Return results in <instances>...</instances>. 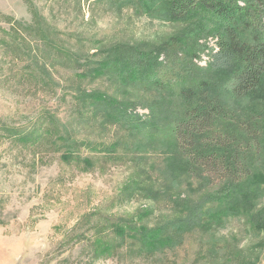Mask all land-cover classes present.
Wrapping results in <instances>:
<instances>
[{"label": "rangeland", "instance_id": "374dc122", "mask_svg": "<svg viewBox=\"0 0 264 264\" xmlns=\"http://www.w3.org/2000/svg\"><path fill=\"white\" fill-rule=\"evenodd\" d=\"M149 15L138 0H0V264H264V193L225 212L208 201L222 187L174 173L168 139L109 123L80 102L78 87L99 90L148 119L162 96L125 87L113 72L81 80L66 49L93 64L120 47L168 49L181 37L199 68L220 67L209 22ZM251 102L241 107L264 109V100ZM66 131L77 144L70 160ZM198 204L223 210L221 220L163 253L111 229L169 225ZM100 239L111 251L98 248Z\"/></svg>", "mask_w": 264, "mask_h": 264}, {"label": "trees", "instance_id": "16d2710c", "mask_svg": "<svg viewBox=\"0 0 264 264\" xmlns=\"http://www.w3.org/2000/svg\"><path fill=\"white\" fill-rule=\"evenodd\" d=\"M138 1L149 16L162 22H209L220 67L199 68L193 61L194 48H185L181 37L167 42L168 49L120 47L115 59L110 51L107 59L93 64L66 49L68 59H75L79 66L81 80L95 82L113 72L125 87L153 90L162 96L149 106L148 119L133 115L137 104L99 90L78 87L80 102L87 112L102 115L109 123L168 139L167 149L173 155L168 164L174 173L201 176L202 186L222 187L208 201L226 204L225 212H238L242 202L264 193V109L250 103L241 107L246 100H264V0ZM72 138L66 131L63 140L72 144L66 160L76 150ZM84 162L91 165L88 158ZM186 213L151 230L136 228L133 221H125L128 227L116 223L111 229L123 241L129 235L143 251L155 254L181 246L183 235L223 216V210L206 209L202 204L189 207ZM258 228L264 232V220L258 221ZM111 247L103 241L98 244L103 251Z\"/></svg>", "mask_w": 264, "mask_h": 264}]
</instances>
